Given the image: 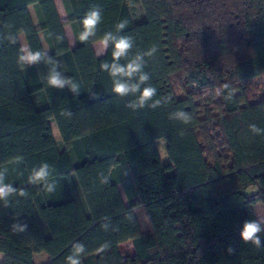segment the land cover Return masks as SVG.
Wrapping results in <instances>:
<instances>
[{
	"label": "trees",
	"instance_id": "obj_1",
	"mask_svg": "<svg viewBox=\"0 0 264 264\" xmlns=\"http://www.w3.org/2000/svg\"><path fill=\"white\" fill-rule=\"evenodd\" d=\"M128 1L61 0L64 22L55 0H0V167L8 169L6 183L28 193L9 197L7 206L0 201V264H35L40 252L45 264H67L76 243L85 246L82 264H264V222L260 247L240 237L245 221L258 220L252 204H264V134L249 128L264 129V90L251 87L264 78V0H135L138 17ZM93 5L102 22L95 37L80 42ZM122 20L117 35L134 40L129 59L157 46L144 71L159 107H126L139 94L116 95L100 69L112 61L111 46L97 56L93 44ZM39 34L48 56L61 62L58 70L80 84L78 96L51 88L43 61L17 63L19 36L43 51ZM43 162L55 169L51 193L28 183ZM14 223L27 229L14 232ZM126 242L132 252L124 255Z\"/></svg>",
	"mask_w": 264,
	"mask_h": 264
},
{
	"label": "clouds",
	"instance_id": "obj_2",
	"mask_svg": "<svg viewBox=\"0 0 264 264\" xmlns=\"http://www.w3.org/2000/svg\"><path fill=\"white\" fill-rule=\"evenodd\" d=\"M102 9L98 5H93L86 13L81 23L83 30L79 34L80 42H88L90 38L97 35L98 26L102 22ZM127 25L126 20H122L115 25V32L109 31L104 33L99 41V49L97 56H103L111 46L112 61H104L100 64V69L108 73L112 79V92L120 97L139 94L135 100L126 104V107L133 110L144 108L146 105L151 108L159 107L160 100H152L157 94V89L151 85H148L150 75L144 71L146 66L145 56H152L157 52V46L153 45L147 52H137L133 57L129 59V53L134 46V40L130 36L117 35ZM57 41H62V36L56 37ZM4 37L0 34V43H2ZM10 43H16V39L13 36H9ZM121 59L127 60L126 63H120ZM43 61L46 65H49L47 69V75L45 77L47 84L54 89L63 90L66 87L75 96H78L81 92L80 84L74 81L71 77L64 76L63 72L58 70L61 68V62L51 56H48L46 50L33 51L29 46H22L17 55V63L20 65H36ZM147 85V86H144ZM143 86V87H142ZM225 85V88H228ZM92 98H96L97 94L88 89ZM232 92L229 91L228 99L232 98ZM170 99V98H169ZM152 101L151 104H148ZM63 115L71 116L72 113L65 110ZM177 115L183 117V122L188 123L191 117L180 111ZM172 118V116L170 117ZM250 130L254 134H264V129L259 128L255 124L249 125ZM22 157H16L17 163L22 162ZM8 169L6 167H0V201L4 202L7 206L9 197L13 195L27 196L28 193L24 188L13 187L11 183H6V175ZM54 167L47 162L41 163L38 167H34L28 176V183L32 185L42 184L44 189L51 193L56 190V182L50 180ZM101 183H108V177L103 175ZM264 219L256 221H245L240 231V237L244 242H251L257 247L261 246L260 236L261 223ZM14 232H24L27 229V224L14 223L11 226ZM108 247L107 244L101 245L99 251H104ZM229 252L233 249L229 248ZM85 253V246L82 243H76L73 245L72 254L66 257L67 264H82L81 256Z\"/></svg>",
	"mask_w": 264,
	"mask_h": 264
},
{
	"label": "rangeland",
	"instance_id": "obj_3",
	"mask_svg": "<svg viewBox=\"0 0 264 264\" xmlns=\"http://www.w3.org/2000/svg\"><path fill=\"white\" fill-rule=\"evenodd\" d=\"M55 4H56V8L58 10V13L60 15V18L62 19V21L66 22L67 17H66L65 11L63 9L61 0H55ZM128 6H129L130 11H131V13L133 14L134 17H138L140 15V7H139V4L135 0H129L128 1ZM29 11H30V14H31V16L33 18L34 24L37 26V22H36V19H35V16H34L33 8L29 7ZM64 30H65V33H66V36H67V39H68V42H69L70 46L73 47L75 45V43H74V39H73V35L71 33V30H70V27H69V25L67 23L64 25ZM39 36H40V39L42 41V45L44 47V50L47 51V47H46L45 42L43 41V39H42L40 34H39ZM23 46H25V44H23ZM93 48H94L95 53L97 54V51L99 49V41L95 42L93 44ZM251 87L253 89L255 88L254 92H256V91L259 92L261 90H264V78L253 82L251 84ZM51 124L53 126L54 137L57 140H59V133H58L57 127H56L54 122H51ZM158 147H159V153H160L161 159H162V161H165V142L163 140H159ZM252 188L253 187H251V188L246 190V192L248 194H250V195L255 193V190L252 189ZM119 190H120V192L122 194V197H123L124 201H126L120 186H119ZM252 210L255 213V216H256V218L258 220L264 219V204H262L260 202H255V203L252 204ZM134 213H135V216H136V218H137V220L139 222L140 228L142 230H146L147 229V222L145 220V217H144L142 209L137 208L134 211ZM121 250L124 253V255L130 254L132 252L131 243L130 242H126V243L122 244L121 245Z\"/></svg>",
	"mask_w": 264,
	"mask_h": 264
},
{
	"label": "crops",
	"instance_id": "obj_4",
	"mask_svg": "<svg viewBox=\"0 0 264 264\" xmlns=\"http://www.w3.org/2000/svg\"><path fill=\"white\" fill-rule=\"evenodd\" d=\"M19 39H20V43L22 46H23V44L26 45L22 35L19 36ZM2 259H3V254L0 253V262ZM47 260H48V256L43 252L36 253L33 255V261L35 264H45L47 262Z\"/></svg>",
	"mask_w": 264,
	"mask_h": 264
}]
</instances>
